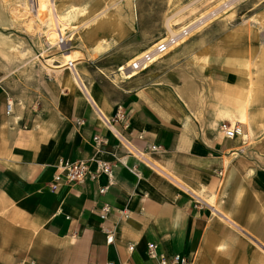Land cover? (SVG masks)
<instances>
[{
  "label": "crops",
  "instance_id": "1",
  "mask_svg": "<svg viewBox=\"0 0 264 264\" xmlns=\"http://www.w3.org/2000/svg\"><path fill=\"white\" fill-rule=\"evenodd\" d=\"M162 62L131 79L80 63L93 99L59 74L41 109L15 105L13 115L0 70V264H161L176 254L190 264H264V102L247 104L256 125L246 143L220 130L222 110L240 108L231 96L250 94L255 80L242 64H199L181 48ZM259 94L253 86L251 98ZM98 159L111 176L51 188L63 163L95 170Z\"/></svg>",
  "mask_w": 264,
  "mask_h": 264
},
{
  "label": "rangeland",
  "instance_id": "2",
  "mask_svg": "<svg viewBox=\"0 0 264 264\" xmlns=\"http://www.w3.org/2000/svg\"><path fill=\"white\" fill-rule=\"evenodd\" d=\"M67 3L78 7L67 18L71 26L63 31V35L72 38V45L59 44V50L47 51L48 41L56 40L51 27L44 25L38 33L27 25L29 17H15L19 9L25 15L35 13L36 0H0V70L16 109L24 112L41 109L48 88L53 79H60L59 74L66 75L71 83L70 75L64 73L68 68L62 65V54L68 50L77 58V67L81 63L92 74L131 79L139 72L128 70L134 74L127 78L120 71L122 66L129 67L160 39L179 34L184 27L190 29L189 34L169 53L154 60L152 65H157L154 71L163 70L165 66L160 63L178 48L199 64L211 61L223 64L227 60L235 71L243 65L259 88V97L251 98L249 105L256 106V99L259 104L264 102V0H67ZM106 10L115 13L114 21H120L118 29L112 31L111 27L102 26L94 33H83L85 27L80 25ZM46 17L42 14V18ZM229 32H235L234 38L223 45L222 39ZM210 48L215 49V57H210ZM223 52L228 55L223 57ZM78 70L82 76L85 74ZM80 90L93 99L85 83ZM228 110L223 109L222 116L227 118ZM247 132L250 137L254 134L249 128Z\"/></svg>",
  "mask_w": 264,
  "mask_h": 264
},
{
  "label": "bare ground",
  "instance_id": "3",
  "mask_svg": "<svg viewBox=\"0 0 264 264\" xmlns=\"http://www.w3.org/2000/svg\"><path fill=\"white\" fill-rule=\"evenodd\" d=\"M57 2H58V4H57ZM36 6H37V9L35 7V9H36L35 13H29V14L25 15V13L21 12L20 9H19V12L15 14L16 15L15 17L18 18V19H21V18L24 19V17H29V22H28L27 25H29L32 30L38 31V33L40 32V30H42V27L44 25L45 26L46 25L50 26L51 27L50 30L53 31L54 38H56L55 41H53V39L51 41V43L53 42L52 44L54 45V43L55 44L57 43V40L60 38V36L63 35L64 29L66 27H68L69 25L71 26V24H69V22L67 21V18L72 16V13L74 12V10H77L78 7L74 6V5L73 6L69 5L67 3V0H36ZM83 12H84V10H83ZM42 14L47 15V17L46 18H42ZM114 19H115V13L106 10L102 14L97 15V16H95L93 18H90L85 23H82L80 25V27H85L83 33H87V34H91L92 32L94 33L95 30H98L102 26H105V27L109 26V27L112 28V30H115V29H118L117 28V26H118L117 23L119 24L120 21L119 22H118V20L114 21ZM74 27L78 28L76 26H74ZM169 27H170L171 31L174 33V31L172 30V27L170 26V24H169ZM184 29H185V27L182 28V31ZM176 34L177 33H175L173 35H176ZM164 39H166V37H164V38H162L160 40H164ZM154 45L151 47V49L154 47ZM61 46H65V45H61ZM66 47H68V46H66ZM151 49H149V50H151ZM172 49H173V47H172ZM155 59L156 58H154V60ZM70 62H72L74 64V67L72 69L69 68L70 69V78H69L70 82L73 85H77L79 88L84 89L83 76H82L81 72L78 70V67H77V58L73 57L71 52H70V50H68V51H66V52H64L62 54V65L66 66V68H68V65H69ZM126 68H127L126 66H122L120 68V71H123L124 73H126V77L129 78L134 73H130V72L126 71ZM237 70L238 71L242 70L240 65H239V69H237ZM253 86H254L253 83L251 81H249L247 88H248L250 94H246V93L245 94H241L237 98L233 97V95L231 96V99L233 101H235L236 104L240 105V108H239L238 111H233V110L229 109L227 111V114H226V116H227L228 120L230 121L231 125H235L237 123L246 125L247 128H249L250 132L254 131V126L256 125V117L250 116L248 114V111H247V104L250 102V99H251V96H252V91H253ZM258 123H259V121H258ZM248 138H250V136H249L248 132L245 130L237 138V140H241L243 143H246L245 141H247ZM222 217L224 219L228 220L229 222H231L232 224L234 223L232 221V219L230 217H228L227 215H222ZM261 246H262V244H261ZM263 248H264V246H263Z\"/></svg>",
  "mask_w": 264,
  "mask_h": 264
},
{
  "label": "built area",
  "instance_id": "4",
  "mask_svg": "<svg viewBox=\"0 0 264 264\" xmlns=\"http://www.w3.org/2000/svg\"><path fill=\"white\" fill-rule=\"evenodd\" d=\"M190 32V29H184L179 34L171 35L166 37L164 40H159L151 50H147L138 56L136 61H134L126 70H136L138 72H142L151 67L154 63V58H161L172 50L178 41L187 36ZM69 44L72 45V38L65 35H61L57 40V43L53 45L50 41L47 43V51L53 50L57 48L59 50L60 45ZM74 64L72 62L69 63L68 68L72 69ZM15 101L12 98H9L7 101L6 113L8 115H13L15 108ZM220 130L223 132L226 138H235L236 136H240L243 133L242 124L237 123L235 125H231L228 122H222L220 124ZM95 142L99 145L103 140L99 136H95ZM155 148V147H154ZM90 162L87 161H78V162H65L62 165V169L65 172L64 177L62 174H56L54 177V182L51 184L52 189H56L58 187V182L64 180L69 184H80L86 181L87 179L96 180L101 173H107L109 176L112 175V166L101 159L96 160V169L92 170ZM110 183H113L110 179ZM107 187H100V192L105 193ZM200 203V202H198ZM202 204V203H201ZM102 217L107 218L108 214L111 211V207L108 204H105L102 209ZM113 241V235L108 233V242ZM131 250H134V246L130 247ZM148 256L150 258L156 259L158 257V245L154 242L148 243ZM161 264H190V259L188 257L182 256L180 254L173 255L171 258H167L164 255L160 256ZM106 264H115L110 261Z\"/></svg>",
  "mask_w": 264,
  "mask_h": 264
}]
</instances>
